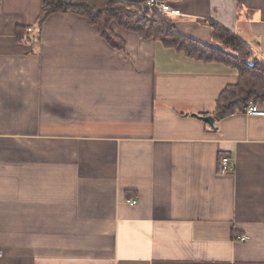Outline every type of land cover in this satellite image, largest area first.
<instances>
[{"label": "crops", "instance_id": "obj_1", "mask_svg": "<svg viewBox=\"0 0 264 264\" xmlns=\"http://www.w3.org/2000/svg\"><path fill=\"white\" fill-rule=\"evenodd\" d=\"M164 1L264 61V0ZM42 3L0 0V264H264V116L215 115L238 70L73 13L37 37Z\"/></svg>", "mask_w": 264, "mask_h": 264}, {"label": "trees", "instance_id": "obj_2", "mask_svg": "<svg viewBox=\"0 0 264 264\" xmlns=\"http://www.w3.org/2000/svg\"><path fill=\"white\" fill-rule=\"evenodd\" d=\"M133 5L139 3L126 0H43L36 36L40 35V29L49 15L73 13L86 17L92 25L97 26L101 36L110 46L123 50L124 40L109 31L111 22L117 21L122 27L137 33L141 38L158 39L166 46L184 51L190 57L224 62L236 68L239 72V81L226 87L219 96L215 111L217 117L222 118L241 111L244 106L251 103L264 108V61L255 58L252 51L237 36L215 26V37L222 49L212 48L181 34L174 22L164 13L156 11L152 20L146 16L131 14L128 8Z\"/></svg>", "mask_w": 264, "mask_h": 264}, {"label": "built area", "instance_id": "obj_3", "mask_svg": "<svg viewBox=\"0 0 264 264\" xmlns=\"http://www.w3.org/2000/svg\"><path fill=\"white\" fill-rule=\"evenodd\" d=\"M142 6V10H153L158 11L164 14H167L171 11L170 5L164 0H144L143 2L139 3ZM32 30L31 28L29 29ZM241 112L248 114V115H256V116H264V108L260 107L257 104H249L242 108ZM236 162L235 158L232 156H223L219 160V174L220 175H228L232 173L235 169ZM131 205L137 204V200H131ZM249 239L247 235H241L238 237L239 241H246ZM3 252L0 250V256H2Z\"/></svg>", "mask_w": 264, "mask_h": 264}, {"label": "rangeland", "instance_id": "obj_4", "mask_svg": "<svg viewBox=\"0 0 264 264\" xmlns=\"http://www.w3.org/2000/svg\"><path fill=\"white\" fill-rule=\"evenodd\" d=\"M143 8H142V6L139 4V5H133V6H131L130 8H128V11L131 13V14H136V15H139L140 17H144V16H146L147 17V19H150V20H152L153 18H155V12L156 11H153V10H142ZM95 26V25H94ZM110 27H111V30H109L110 31V33H111V31L113 32V33H116L115 32V30L116 29H118L119 31L121 30V29H125L126 31H129V32H133V31H130V30H128V29H126V28H124V27H122L117 21H112L111 22V24H110ZM121 28V29H120ZM107 33V32H106ZM218 49V48H217ZM220 49V48H219Z\"/></svg>", "mask_w": 264, "mask_h": 264}, {"label": "water", "instance_id": "obj_5", "mask_svg": "<svg viewBox=\"0 0 264 264\" xmlns=\"http://www.w3.org/2000/svg\"><path fill=\"white\" fill-rule=\"evenodd\" d=\"M203 120L209 122L211 125H213L214 123V118L212 116H205V117H201Z\"/></svg>", "mask_w": 264, "mask_h": 264}]
</instances>
